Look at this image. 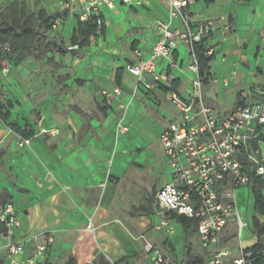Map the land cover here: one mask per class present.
Returning <instances> with one entry per match:
<instances>
[{
  "label": "crops",
  "instance_id": "obj_1",
  "mask_svg": "<svg viewBox=\"0 0 264 264\" xmlns=\"http://www.w3.org/2000/svg\"><path fill=\"white\" fill-rule=\"evenodd\" d=\"M118 7L117 13H104L105 35L75 56L62 55L55 45L70 47L77 27V15L63 12L67 17L58 19L45 38L39 35L30 43V49L24 50L25 58L13 65L12 74L3 81L9 97L0 108L4 113L9 111L10 117L7 122L0 119V208L12 204L22 226L11 238L0 235V264H27L36 241L46 247L47 264L88 260L96 264L105 260L148 263L143 252L147 241L138 235L142 227L127 214L114 211V188L105 181L108 170L117 177L135 172L129 170L126 150L121 147L129 133L128 121L123 120L122 129L118 118L113 121V133L105 132L97 128L98 117L90 114L89 107L102 104L100 115L109 120L113 105L121 109L128 106L131 117L146 112L145 104L153 106L150 93H154L165 104L156 109L162 119L156 144L162 148L163 130L178 117V111L165 100L168 82H154L148 77L149 87H138L137 78L127 68L151 56L159 39L156 21H166V7L159 0ZM57 9V15L61 14ZM192 9L201 20L226 17L209 41L215 48L209 64L212 79L203 89L206 106L226 116L235 110L240 91L264 90V0H212L198 2ZM241 12L247 17V29L240 23ZM37 44L45 49H38ZM39 50L45 54L39 55ZM137 50L141 57H137ZM186 63L185 48L179 46L173 54V66L165 58L156 66L157 73L167 76L169 83L178 81L175 91L181 97L191 94L194 78ZM34 120L38 122L36 128ZM6 123L17 125L30 140L29 146L19 148L16 143L20 136ZM169 179L159 183L158 189ZM156 192L150 197L149 209L138 208L145 216L154 213ZM242 209V205L238 207L239 215ZM89 217L94 233L86 230ZM256 218L264 224V216L256 214ZM232 223L235 226L230 223L223 237L229 238L236 227L238 250L257 245L255 236L242 240V231L246 225L251 227L249 223L243 221L241 230L235 221ZM141 240L145 242L136 244ZM20 243L24 244V254L8 256L7 246Z\"/></svg>",
  "mask_w": 264,
  "mask_h": 264
},
{
  "label": "built area",
  "instance_id": "obj_2",
  "mask_svg": "<svg viewBox=\"0 0 264 264\" xmlns=\"http://www.w3.org/2000/svg\"><path fill=\"white\" fill-rule=\"evenodd\" d=\"M166 7V21L157 20L159 39L147 60L140 59L127 68L137 78V86L148 85V77L154 82H170L167 76L157 73V61L169 60L173 66V54L179 46L187 54L186 69L194 75L191 94L181 97L168 83L165 100L178 111L177 119L168 123L160 142L170 168V181L155 194L154 206L165 215L176 214L197 224L196 234L207 264H264V250L258 253L239 250L237 256L222 247L223 235L229 224L235 221L239 230L244 226L237 206V191L249 186L252 176L264 178V90L251 88L241 93L235 110L226 116L218 115L204 102V81L201 74V54L212 58L214 46L209 44L222 16L201 20L193 11L198 2L212 0H159ZM145 0H61L59 10L74 13L81 22L92 16L98 20V36L105 23V11L117 13L118 5L141 6ZM179 23V27H174ZM200 48H204L203 52ZM11 47L0 41V66L7 75L6 56ZM141 57L140 51L135 52ZM235 74V73H234ZM119 95V93H117ZM120 121L119 128H122ZM124 129V128H122ZM20 146L29 145V139H20ZM22 226L15 207L8 203L0 208V235L14 236ZM161 227L168 223L162 221ZM24 244H9L6 253L10 257L22 255ZM144 257L151 264H173L172 259L150 242L143 246ZM27 264H47L46 247L35 242ZM81 264H96L88 260ZM104 264H118L105 260Z\"/></svg>",
  "mask_w": 264,
  "mask_h": 264
},
{
  "label": "rangeland",
  "instance_id": "obj_3",
  "mask_svg": "<svg viewBox=\"0 0 264 264\" xmlns=\"http://www.w3.org/2000/svg\"><path fill=\"white\" fill-rule=\"evenodd\" d=\"M59 2L60 0H0V29L4 26V22L11 25L12 20L22 13L31 15L32 13L36 14L40 10H45L49 15H57L59 12L57 11ZM246 19L247 17L244 12L239 13L241 25L246 23ZM62 24L63 23H60V26ZM244 26L245 29H247L246 24ZM56 34L59 36L58 31ZM41 47L45 49L42 44H37L38 49ZM131 47L130 45L129 53L132 52ZM24 53L25 51L22 50V48L17 47L15 51H11V53L6 56L5 65L8 69L6 76H3L2 68L0 67V106L3 105L9 97L8 91L6 90L7 85H4L3 81L10 77L13 72V65L18 62ZM43 54L45 53L39 52V55ZM236 74L237 73H235L234 76H236ZM247 90L249 89H243L239 92V95ZM103 97L105 96L103 95ZM150 98L153 101L154 107L150 104H145L146 112L134 114V116L131 117H128L127 114L129 109L128 106L121 109L120 105H113V112L108 115V117H110L109 120L108 118H102L100 115L102 104L96 103L92 107H89L90 114L98 117L97 124L95 122L97 128L105 132L113 133V121L118 118L124 121L127 119L128 121L129 133L127 134L125 143L121 147L123 150H126L124 156L130 163L129 170H135V172L130 173L128 171L125 176L117 177L108 170L105 181L112 184L114 188V211L119 214L120 212L122 214H127L129 219H132L133 223L137 220L139 226L142 227V234L138 235L144 236L145 241L152 243L164 251L172 259L173 264H188L196 259H202L204 264H207L206 253L202 250L196 233L187 235L178 222L170 220L167 215L161 213L154 205V213L152 216H145L144 213L138 209L139 207L149 209L151 195L157 191L159 183L164 182L171 176L170 164L167 158L163 157L161 146L156 144L158 139L157 127L162 121L156 109L163 108L165 104L164 101L154 93H150ZM33 123L36 128L38 122L34 120ZM6 126H8L7 123ZM141 140H143L144 143H142ZM19 143L20 140L17 141L16 145L21 149L29 146L24 145L21 147ZM114 145L115 141L113 140L112 146L114 147ZM113 156H116L115 152H113ZM240 192H243V196H240ZM261 192L264 196V188ZM237 203L238 207H241V205L243 206L242 213L240 214L241 218L244 222L251 225L252 219L254 217L256 218L257 213L255 212L254 194L250 185L237 191ZM91 219L92 217H89L86 230L90 233H94L95 227L92 225ZM162 221L167 222L168 226L161 227L160 223ZM231 226H233L232 222ZM229 234H231L229 238H226L227 235L223 237L222 247L230 251L232 256H237L239 253L237 246L238 240L236 239L234 241V235L236 236L237 234L236 227L235 231L233 229ZM251 236H254L251 227L246 225L242 231V240L246 241L250 239ZM145 241L141 240V243L139 242L136 244H142V242ZM138 259L141 260V258ZM69 264L79 263L74 262ZM138 264H141V262ZM144 264H151V261L149 260L148 263L145 261Z\"/></svg>",
  "mask_w": 264,
  "mask_h": 264
},
{
  "label": "trees",
  "instance_id": "obj_4",
  "mask_svg": "<svg viewBox=\"0 0 264 264\" xmlns=\"http://www.w3.org/2000/svg\"><path fill=\"white\" fill-rule=\"evenodd\" d=\"M62 17H67V14L61 13L58 15H48L43 11H39L37 14L31 15L22 13L12 20L11 25L4 22V26L0 29V41L9 45L11 47V51H15L17 47H20L23 50H28L30 49V43H32L39 35H42L45 38V34L52 30L54 23ZM97 32L98 20L96 17L92 16L88 21L85 22H81L78 19L77 27L71 36V46L65 47L62 45H55L62 55L68 53L74 56L80 55L81 50L89 47L92 42L99 37ZM105 32L106 26L104 25L100 30V36L105 35ZM203 50L204 48H200L201 52H203ZM25 56L26 54L21 56L20 60L24 59ZM211 61L212 58L205 59V57L201 54V74H206L208 76V79L204 81V85H207L209 80L212 79L209 68ZM171 85L175 90L177 88L178 81H172ZM164 90L167 91L168 89L164 87ZM239 99L240 95L237 97V104L239 103ZM9 117L10 112L7 111L4 113L2 108H0V119L4 122H7ZM8 126L12 131H15L21 139H27L25 136H23L24 134L17 125L9 124ZM249 185L252 188L254 194L255 212L261 216H264V196L261 192V190L264 188V178L252 176L251 183ZM170 219L178 222L187 235L196 233L197 224L194 220H189L176 214L171 215ZM251 230L253 235L258 238V243L252 248H249L248 251L254 253L263 251L264 240L261 238L264 236V224L254 217L251 223ZM188 264H204V261L202 259H196L192 262H189Z\"/></svg>",
  "mask_w": 264,
  "mask_h": 264
}]
</instances>
